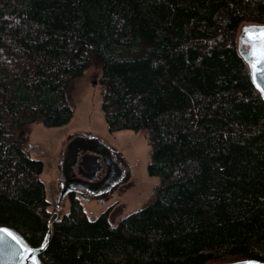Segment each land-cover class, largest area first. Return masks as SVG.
I'll return each mask as SVG.
<instances>
[{"label":"trees","instance_id":"obj_1","mask_svg":"<svg viewBox=\"0 0 264 264\" xmlns=\"http://www.w3.org/2000/svg\"><path fill=\"white\" fill-rule=\"evenodd\" d=\"M242 24L264 26V0H0V226L42 246L44 165L25 145L70 123L97 64L108 132L145 131L158 193L113 223L69 192L40 262H264V100Z\"/></svg>","mask_w":264,"mask_h":264},{"label":"rangeland","instance_id":"obj_2","mask_svg":"<svg viewBox=\"0 0 264 264\" xmlns=\"http://www.w3.org/2000/svg\"><path fill=\"white\" fill-rule=\"evenodd\" d=\"M251 26L242 24L238 30L241 56L249 49L241 34ZM139 47L142 45L132 54H139ZM100 78L101 69L94 64L72 92L75 115L70 123L55 128L34 125L25 150L32 159L43 162L42 181L52 214L69 213L67 194L74 191L88 218L108 212L115 223L148 206L157 196L159 179L147 173L151 147L144 130L108 132Z\"/></svg>","mask_w":264,"mask_h":264},{"label":"water","instance_id":"obj_3","mask_svg":"<svg viewBox=\"0 0 264 264\" xmlns=\"http://www.w3.org/2000/svg\"><path fill=\"white\" fill-rule=\"evenodd\" d=\"M249 28H264V27L255 25L252 27H247L245 29H249ZM244 37H245V33L243 31V33L241 34V39L243 38L244 40ZM248 51L249 49L243 52L242 56L251 70L252 81L255 87L261 93L264 100V77L258 78L254 82L252 75V68H251V59L247 55ZM58 218H59L58 213L52 214L51 219L48 223L49 231L42 246L39 248H33L29 246L26 243V241L14 230L8 227L0 226V264H42L40 262L39 256L48 247L52 236L53 226L55 222L58 220ZM13 237H15V239H13ZM226 264H264V262H260L256 260H242V261H236Z\"/></svg>","mask_w":264,"mask_h":264},{"label":"snow or ice","instance_id":"obj_4","mask_svg":"<svg viewBox=\"0 0 264 264\" xmlns=\"http://www.w3.org/2000/svg\"><path fill=\"white\" fill-rule=\"evenodd\" d=\"M244 33V42L249 46L247 55L251 59L252 75L255 82L258 78L264 77V28H249L245 29Z\"/></svg>","mask_w":264,"mask_h":264}]
</instances>
